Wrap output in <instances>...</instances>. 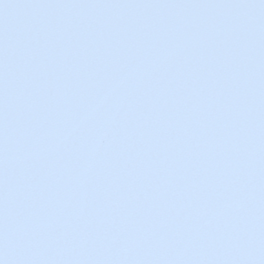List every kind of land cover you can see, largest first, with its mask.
<instances>
[{
  "label": "snow or ice",
  "instance_id": "6c2138e0",
  "mask_svg": "<svg viewBox=\"0 0 264 264\" xmlns=\"http://www.w3.org/2000/svg\"><path fill=\"white\" fill-rule=\"evenodd\" d=\"M0 264H264V0H0Z\"/></svg>",
  "mask_w": 264,
  "mask_h": 264
}]
</instances>
